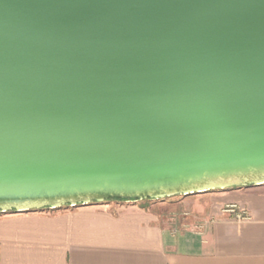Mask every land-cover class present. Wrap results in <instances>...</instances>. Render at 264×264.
Listing matches in <instances>:
<instances>
[{
	"label": "water",
	"instance_id": "water-1",
	"mask_svg": "<svg viewBox=\"0 0 264 264\" xmlns=\"http://www.w3.org/2000/svg\"><path fill=\"white\" fill-rule=\"evenodd\" d=\"M264 184V0H0V213Z\"/></svg>",
	"mask_w": 264,
	"mask_h": 264
},
{
	"label": "crops",
	"instance_id": "crops-1",
	"mask_svg": "<svg viewBox=\"0 0 264 264\" xmlns=\"http://www.w3.org/2000/svg\"><path fill=\"white\" fill-rule=\"evenodd\" d=\"M164 202L0 213V264H264V184ZM187 203L183 213L169 212ZM232 206L246 218L222 210Z\"/></svg>",
	"mask_w": 264,
	"mask_h": 264
},
{
	"label": "rangeland",
	"instance_id": "rangeland-1",
	"mask_svg": "<svg viewBox=\"0 0 264 264\" xmlns=\"http://www.w3.org/2000/svg\"><path fill=\"white\" fill-rule=\"evenodd\" d=\"M197 194H199V193H197ZM182 195H173V196H169V197H165V198H163L164 200H165V202L163 203L164 205H161V206H169L168 205V202H171V203H175L180 197H181ZM170 206H172V205H170ZM190 207H189V204L187 203V204H184V205H178V207H176V206H174V207H171L169 210H171V211H169V212H174V213H177V214H179V213H183L182 211L184 210V209H186V210H188ZM230 209H234V211L232 212L231 211V213H233V214H236L237 212H240V211H242V209L241 208H239V207H235V208H232V207H223V209L222 210H230ZM160 210V212L161 213H163V212H167V214L169 213L168 211H167V209L166 210H164V209H159ZM228 212V211H227ZM230 213V214H231ZM181 215V214H180ZM176 217V216H175Z\"/></svg>",
	"mask_w": 264,
	"mask_h": 264
},
{
	"label": "built area",
	"instance_id": "built-area-1",
	"mask_svg": "<svg viewBox=\"0 0 264 264\" xmlns=\"http://www.w3.org/2000/svg\"><path fill=\"white\" fill-rule=\"evenodd\" d=\"M232 208H234V206H232ZM226 211H234V209H230V210H226ZM234 217L237 219V220H241V219H244L246 218L245 216V213H244V210L240 211V212H237L236 214H234Z\"/></svg>",
	"mask_w": 264,
	"mask_h": 264
}]
</instances>
